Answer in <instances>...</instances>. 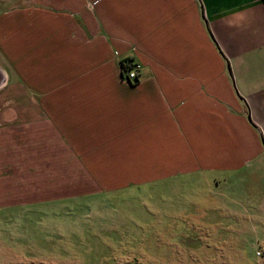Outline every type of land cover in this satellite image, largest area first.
Instances as JSON below:
<instances>
[{"label":"crops","instance_id":"crops-1","mask_svg":"<svg viewBox=\"0 0 264 264\" xmlns=\"http://www.w3.org/2000/svg\"><path fill=\"white\" fill-rule=\"evenodd\" d=\"M262 181L264 0H0V216L35 239L19 260L146 264L208 209L263 220Z\"/></svg>","mask_w":264,"mask_h":264},{"label":"rangeland","instance_id":"rangeland-1","mask_svg":"<svg viewBox=\"0 0 264 264\" xmlns=\"http://www.w3.org/2000/svg\"><path fill=\"white\" fill-rule=\"evenodd\" d=\"M260 181L257 179L258 184ZM242 182H246L248 188L237 186L232 191L239 190V195L245 192H258L259 188H253L255 181L234 178V184L241 185ZM205 195L221 197L209 192ZM206 199L210 200L208 197ZM240 204L239 211H242L243 205L241 202ZM260 208L257 205L250 206L249 211L261 214ZM208 212L210 217L206 218L207 223L203 231L196 230L190 224L187 231L173 230L175 235L170 245L156 241L154 245L146 246V255L149 257V260L145 261L146 264H264V219L259 221L224 219L218 218V212L213 208L208 209ZM228 221L231 226L225 225ZM243 224H246V229ZM20 225L19 218L14 217L10 220L9 217L0 216V264H25L17 258L18 252L14 251L13 247H19L24 243L33 245L35 239L22 236L24 234H21ZM70 254L72 253L57 258L59 261H66L69 258L73 264H128L126 260L116 259L111 255L105 256L106 254L92 256L82 261Z\"/></svg>","mask_w":264,"mask_h":264},{"label":"built area","instance_id":"built-area-1","mask_svg":"<svg viewBox=\"0 0 264 264\" xmlns=\"http://www.w3.org/2000/svg\"><path fill=\"white\" fill-rule=\"evenodd\" d=\"M125 75L128 80L134 81L140 77L141 66L135 61L128 63Z\"/></svg>","mask_w":264,"mask_h":264},{"label":"trees","instance_id":"trees-1","mask_svg":"<svg viewBox=\"0 0 264 264\" xmlns=\"http://www.w3.org/2000/svg\"><path fill=\"white\" fill-rule=\"evenodd\" d=\"M205 23H206V21H205ZM206 27H207V29L209 30V28H208V26H207V23H206ZM132 62V60L131 59H125V60H121V66H122V71H123V73L125 74V72H126V69H127V65H128V63H131Z\"/></svg>","mask_w":264,"mask_h":264}]
</instances>
